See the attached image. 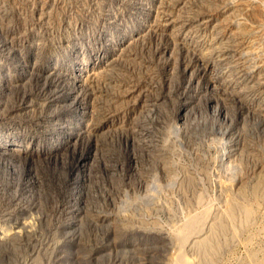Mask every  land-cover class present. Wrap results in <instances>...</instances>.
<instances>
[{
    "label": "rangeland",
    "instance_id": "374dc122",
    "mask_svg": "<svg viewBox=\"0 0 264 264\" xmlns=\"http://www.w3.org/2000/svg\"><path fill=\"white\" fill-rule=\"evenodd\" d=\"M263 221L264 0H0V264H259Z\"/></svg>",
    "mask_w": 264,
    "mask_h": 264
},
{
    "label": "bare ground",
    "instance_id": "6f19581e",
    "mask_svg": "<svg viewBox=\"0 0 264 264\" xmlns=\"http://www.w3.org/2000/svg\"><path fill=\"white\" fill-rule=\"evenodd\" d=\"M156 182V181H155ZM155 186V185H154ZM149 189V188H148ZM152 189V188H150ZM156 190V189H155ZM154 192V191H153ZM153 192L151 191V196L149 197V200H153ZM157 195H155L156 198ZM145 200V199H144ZM148 200V201H149ZM147 203V202H145ZM149 203V202H148ZM153 203V202H152ZM149 203V204H152ZM149 207V206H148ZM243 218L245 220V224L246 226H253L255 225L252 221V215L250 211H244V213H242ZM264 222V221H263ZM252 224V225H251ZM257 226V240L260 239V241H262L264 239V225H262V223L256 225ZM222 225L220 224V222H217L210 230H209V239L211 240V242L206 241V239H203L202 241H198L196 243H194V245L192 246V249L195 253H197L196 255L201 256L204 259H208L209 256L212 255L213 251H214V239L216 238V235L220 232H222ZM248 230V229H247ZM250 234V233H249ZM259 242V241H258ZM210 243V244H209ZM261 260V259H260ZM210 261V260H209ZM258 262V261H257ZM259 264H264V259H262Z\"/></svg>",
    "mask_w": 264,
    "mask_h": 264
}]
</instances>
